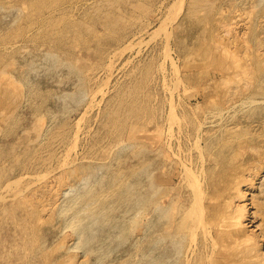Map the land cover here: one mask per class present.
Instances as JSON below:
<instances>
[{"label":"rangeland","instance_id":"rangeland-1","mask_svg":"<svg viewBox=\"0 0 264 264\" xmlns=\"http://www.w3.org/2000/svg\"><path fill=\"white\" fill-rule=\"evenodd\" d=\"M224 2L0 0V264H184L202 234L174 226L191 171L211 233L244 204L238 234L264 253V0ZM228 49L239 67L223 62Z\"/></svg>","mask_w":264,"mask_h":264},{"label":"bare ground","instance_id":"bare-ground-1","mask_svg":"<svg viewBox=\"0 0 264 264\" xmlns=\"http://www.w3.org/2000/svg\"><path fill=\"white\" fill-rule=\"evenodd\" d=\"M215 1V0H214ZM230 1V0H229ZM233 0H231V2H232ZM250 1V0H249ZM200 1H198V3H199ZM207 2H208V0H207ZM222 2H224V0H222ZM225 2H226V0H225ZM224 2V3H225ZM237 2V1H236ZM246 2V1H245ZM253 2V1H252ZM259 3H261L260 1H258ZM195 3H196V1H195ZM195 3H194V5H195ZM209 3H210V1H209ZM234 3V2H233ZM250 3V2H249ZM182 4V3H181ZM193 4V3H192ZM201 4H202V1H201ZM204 4H208V3H206V2H204ZM222 4V3H221ZM235 4V3H234ZM239 4V3H238ZM238 4H235V5H237L238 6ZM243 4H245V3H243ZM243 4H241V5H243ZM3 5V4H2ZM211 5V4H210ZM209 5V6H210ZM213 5V4H212ZM219 5V4H218ZM230 5H232V4H230ZM235 5L233 6V7H235ZM247 5V4H246ZM249 5V4H248ZM252 5V4H251ZM171 6V5H170ZM188 6H191L192 7V5L190 4V5H188ZM197 6V5H196ZM195 6V7H196ZM200 7H202L201 5H199ZM208 6V5H207ZM208 6V7H209ZM258 6V5H257ZM256 6V8H258ZM263 6V5H262ZM4 7V6H3ZM203 7H205V6H203ZM213 8H214V5L212 6ZM232 7V8H233ZM247 7V6H246ZM254 7V6H253ZM180 8V7H179ZM183 8V7H182ZM199 8V7H198ZM197 8V9H198ZM207 8V7H206ZM211 8V6L209 7V9ZM242 8H243V6H242ZM196 9V10H197ZM200 9V8H199ZM208 9V8H207ZM207 9L205 10V11H207ZM218 9V8H217ZM229 9H231V8H229ZM237 9V8H236ZM261 9V8H260ZM264 9V8H263ZM178 10V9H177ZM211 10V9H210ZM215 10V9H214ZM239 10V9H238ZM254 10V9H253ZM257 10V9H256ZM175 11V10H174ZM186 11H189V10H186ZM194 12L195 10H194V7H192V9H190V11L189 12ZM204 11V12H205ZM209 11V10H208ZM217 11V10H216ZM219 11V10H218ZM223 11V10H222ZM227 11V10H226ZM257 11H259V10H257ZM197 13H198V11H196ZM195 12V13H196ZM200 12V11H199ZM203 12V13H204ZM210 12V11H209ZM208 12V13H209ZM225 12V11H224ZM235 12V11H234ZM253 12H255V11H253ZM263 12V11H262ZM186 13V12H185ZM196 13V14H197ZM206 14V16H204L203 15V17H199L200 19H198V22H199V20L201 21V22H203L204 20H207V17H208V15H207V12H205ZM219 13H221V9H220V11H219ZM226 13V12H225ZM225 13H222V14H225ZM228 13V12H227ZM260 13V12H259ZM258 13V14H259ZM264 13V12H263ZM191 14H194V13H191ZM221 14V15H222ZM237 14V13H236ZM255 14V13H254ZM261 14V13H260ZM220 15V16H221ZM226 15V14H225ZM225 15H224V17H225ZM240 15V14H239ZM245 15V14H244ZM264 15V14H263ZM189 16V15H188ZM190 16H192V15H190ZM219 16V17H220ZM246 16V15H245ZM243 17V16H242ZM248 17V16H247ZM165 18V17H164ZM211 18V17H210ZM213 18V17H212ZM223 17L221 16V19H222ZM235 18V17H234ZM233 18V19H234ZM239 18V17H238ZM209 19V18H208ZM228 20V19H227ZM243 20V19H242ZM173 21V20H172ZM185 21V20H184ZM222 21V20H221ZM194 22V21H193ZM197 22V21H196ZM195 22V23H196ZM197 22V23H198ZM201 22H199V23H201ZM233 22V21H232ZM210 23V22H209ZM218 23V22H217ZM220 23V22H219ZM235 23V22H234ZM223 24V23H222ZM221 24V25H222ZM231 24H233V23H228L227 24V22H225L223 25L227 28H225L224 27V29H225V31H228V26L229 25H231ZM252 24H253V22H252ZM263 24V23H262ZM163 26V25H162ZM168 26V25H167ZM178 26V25H177ZM180 26H181V24H180ZM253 26V25H252ZM264 26V25H263ZM166 27V26H165ZM188 27H190V26H188ZM256 27V26H255ZM159 28V27H158ZM191 28V27H190ZM207 28V27H206ZM213 28V27H212ZM222 28H223V26H222ZM245 28V27H244ZM251 28V27H250ZM160 29V28H159ZM158 29V30H159ZM214 29V28H213ZM221 29V28H220ZM231 29V28H230ZM233 29V28H232ZM248 30H249V27H248ZM205 31V30H204ZM257 31V30H256ZM1 32V31H0ZM207 32H208V30H207ZM206 31H205V33L206 34H208V33H210V32H208L207 33ZM230 32V31H229ZM237 32V31H236ZM248 32V31H247ZM152 33V32H151ZM204 33V34H205ZM244 33H246V32H244ZM256 33V32H255ZM257 34V33H256ZM211 35V34H210ZM212 35H214V34H212ZM251 35V34H250ZM261 35V34H260ZM158 36V35H157ZM218 36H219V34H218ZM218 36H217V38H218ZM245 37H246V34L244 35ZM167 37V36H166ZM196 37V36H195ZM240 37V36H239ZM249 37V36H248ZM260 37V36H259ZM216 38V37H215ZM222 38V37H221ZM232 39H233V37H231ZM242 38V37H241ZM240 38V39H241ZM250 38V37H249ZM205 39H207V38H205ZM219 39V38H218ZM232 39H231V41H232ZM239 39V38H238ZM194 39H192V41H193ZM199 40H201L200 39V37H199ZM199 40H197L196 42L198 43L199 42ZM212 40H214V38L212 39ZM212 40H211V42H212ZM168 41V40H167ZM195 41V40H194ZM194 41H193V43H194ZM205 41V40H204ZM208 41V40H207ZM216 41H218L219 42V40H216ZM240 41V40H239ZM169 42V41H168ZM196 42L194 43V44H196ZM206 42V41H205ZM225 42V41H224ZM235 42V41H234ZM254 42V41H253ZM260 42V41H259ZM192 43V42H191ZM203 43V42H202ZM219 43H221V41L219 42ZM218 43V44H219ZM231 43V42H230ZM244 43H245V41H244ZM243 42H242V44H244ZM212 44V43H211ZM215 44V43H214ZM247 43H245V45H246ZM249 44V43H248ZM251 44V43H250ZM240 45V44H239ZM244 45V46H245ZM164 46H165V44H164ZM168 46V45H167ZM192 46H194L193 44H192ZM215 46H217V43H216V45ZM225 46V45H224ZM230 46V45H229ZM169 47V46H168ZM228 47V46H227ZM227 47H226V49H227ZM165 48V47H164ZM185 48V47H184ZM190 48V50H191V46L189 47ZM193 48H195V47H193ZM221 48V47H220ZM233 48H235L234 46H233ZM196 49V48H195ZM194 49V50H195ZM189 50V51H190ZM214 50V49H213ZM230 49H228L227 50V52L225 53V55L223 56V62H225V64L227 63L228 65H231V67L233 66H235V67H239L240 65H238V61H236V59H237V57L238 56H235V58L236 59H234V56L232 57L231 55L233 54L234 55V53H232L231 52V54L229 53L230 51H229ZM244 50H246V49H244ZM255 50V49H254ZM165 51V50H164ZM215 51V50H214ZM223 51V50H222ZM229 51V52H228ZM232 51V50H231ZM251 51V50H250ZM249 51V52H250ZM29 52V51H28ZM221 52V51H220ZM244 52V51H243ZM248 52V51H247ZM256 52V51H255ZM260 52V51H259ZM258 52V53H259ZM47 53V52H46ZM211 53V52H210ZM216 53H217V51H216ZM222 53H224V52H222ZM264 53V52H263ZM219 54V53H218ZM218 54H217V56H218ZM170 55V54H169ZM209 55V54H208ZM216 56V55H215ZM204 57V56H203ZM210 57V56H209ZM25 58V57H24ZM241 58V57H240ZM240 58L239 59H237V60H239V62H240ZM255 58V57H254ZM263 58V57H262ZM12 59V58H11ZM213 59V58H212ZM222 59V58H221ZM256 59V58H255ZM6 60V59H5ZM26 60V59H25ZM204 60H205V58H204ZM1 61H3V60H1ZM217 61V60H216ZM174 62V61H173ZM205 62V61H204ZM214 62V61H213ZM247 62V61H246ZM248 63H249V61H248ZM264 63V62H263ZM56 64V63H55ZM54 64V65H55ZM165 64V63H164ZM193 64V63H192ZM245 64H247V63H245ZM256 64H257V62H256ZM261 64V63H260ZM15 65V64H14ZM59 65V64H58ZM63 65V64H62ZM214 65V64H213ZM57 66V65H56ZM161 66V65H160ZM189 66H191V65H189ZM195 66V65H194ZM197 66V65H196ZM200 66V65H199ZM227 66V65H226ZM254 66V65H253ZM260 66V65H259ZM261 66H263V64L261 65ZM260 66V67H261ZM56 68V67H55ZM178 68V67H177ZM228 68V67H227ZM227 68H225L224 67V69H227ZM243 68H245V67H243ZM257 68H258V66H257ZM35 69V68H34ZM160 69H161V67H160ZM260 69V68H259ZM2 70V69H1ZM16 70V69H15ZM176 70V69H175ZM230 70V69H229ZM228 70V71H229ZM238 70V69H237ZM240 70H242L241 72H243V71H245V69L243 70L242 68L241 69H239V71ZM247 70H249V69H247ZM35 71V70H34ZM252 71V70H251ZM3 72V71H2ZM230 72V71H229ZM240 72V73H241ZM178 73V72H177ZM255 73V72H254ZM259 73V72H258ZM4 74V73H3ZM68 74V73H67ZM260 74V73H259ZM263 74V73H262ZM237 75H238V73H237ZM240 75V74H239ZM243 75V74H242ZM251 75H253V74H251ZM12 76V75H11ZM214 76H215V74H214ZM226 76V75H225ZM224 77V76H223ZM233 77V76H232ZM239 77V76H238ZM176 78H177V76H176ZM214 78V77H213ZM235 78H236V76H235ZM234 78V79H235ZM13 79V78H12ZM163 80V79H162ZM223 80V79H222ZM236 80H239V79H236ZM252 80V79H251ZM8 81V80H7ZM232 81V80H231ZM230 81V82H231ZM240 81V80H239ZM243 81V80H242ZM9 82V81H8ZM77 82H78V80H77ZM220 82H222L221 80H220ZM224 82V81H223ZM227 82V81H226ZM251 82V81H250ZM176 83V82H175ZM235 83V82H234ZM23 84V83H22ZM166 84V83H165ZM236 84H237V82H236ZM246 84V83H245ZM258 84V83H257ZM179 84H177V86H178ZM239 85V84H238ZM247 85V84H246ZM245 85V86H246ZM252 85V84H251ZM175 86V85H174ZM224 86V85H223ZM227 86V85H226ZM241 86V85H240ZM249 86V85H248ZM25 87V86H24ZM79 87H81V86H79ZM168 87V86H167ZM251 88H252V86H251ZM254 88V87H253ZM172 89H174V88H172ZM177 89V88H176ZM231 89V88H230ZM235 89V88H234ZM237 89V88H236ZM258 89V88H257ZM29 90V89H28ZM46 90V89H45ZM190 90V89H189ZM259 90V89H258ZM258 90H256V91H258ZM263 89H261V91H262ZM32 91V90H31ZM225 91V90H224ZM239 91V90H238ZM39 92H41L42 93V91H39ZM227 92H228V90H227ZM264 92V91H263ZM33 93V92H32ZM172 93V92H171ZM234 93V92H233ZM246 93V92H245ZM30 95H31V93H29ZM254 94H258V93H254ZM49 95H51V94H49ZM170 95H172V94H170ZM233 95V94H232ZM52 96V95H51ZM50 96V97H51ZM73 97V96H72ZM169 97H172V96H169ZM247 98V97H246ZM173 99V98H172ZM47 101V100H46ZM249 101H251V99L249 100ZM258 101V100H257ZM256 102V101H255ZM39 103V102H38ZM143 103V102H142ZM241 103V102H240ZM243 103V102H242ZM249 103V102H248ZM40 104V103H39ZM251 104H252V102H251ZM138 105V104H137ZM38 107H39V105H37ZM138 106H140V105H138ZM255 106V105H254ZM253 106V107H254ZM42 107V106H41ZM133 107V106H132ZM141 107V106H140ZM144 107V106H143ZM256 107V106H255ZM37 108V107H36ZM46 108V107H45ZM149 108V107H148ZM173 108H174V106H173ZM250 108V107H249ZM38 109V108H37ZM41 109V108H40ZM136 109H139V108H136ZM144 109V108H143ZM142 109V110H143ZM240 109V108H239ZM245 109V108H244ZM247 109V108H246ZM251 111H252V109H250ZM36 112L38 111V110H35ZM170 111H171V108H170ZM174 111V110H173ZM244 111V110H243ZM254 111V110H253ZM253 111H252V114H253ZM41 112V111H40ZM39 112V113H40ZM44 112V111H43ZM141 112V111H140ZM214 112V111H213ZM247 112H248V109H247ZM250 112V111H249ZM33 113V112H32ZM35 113V112H34ZM49 113V112H48ZM147 113V112H146ZM171 113V112H170ZM174 113H175V111H174ZM174 113H172V114H174ZM251 113V112H250ZM13 114V113H12ZM17 114V113H16ZM46 114V113H45ZM143 114V113H142ZM148 114H150V113H148ZM42 115H43V113H42ZM52 115H54V114H52ZM135 115H137V114H135ZM141 115V114H140ZM161 115V114H160ZM171 115V114H170ZM176 115V114H175ZM212 115V114H211ZM227 115H229V114H227ZM233 115V114H232ZM144 116H145V114H144ZM153 116V115H152ZM152 116H150V117H152ZM213 116V115H212ZM219 116V115H218ZM234 116V115H233ZM41 117V116H40ZM48 117V116H47ZM135 117V116H134ZM147 117V116H146ZM171 116H169L168 117V122L170 121V118ZM175 116H173V118H174ZM177 117V116H176ZM227 117V116H226ZM247 117V116H246ZM259 117V116H258ZM263 117V116H262ZM12 118V117H11ZM137 118H139V116L137 117ZM148 118V117H147ZM155 118V117H154ZM158 118V117H157ZM178 118V117H177ZM163 119V118H162ZM224 119V118H223ZM264 119V118H263ZM147 120V119H146ZM149 120H151V119H149ZM173 120V119H172ZM172 120H171V122L170 123H173L172 122ZM7 121V120H6ZM10 121V120H9ZM143 121V120H142ZM159 121V120H158ZM178 121V120H177ZM258 121V120H257ZM263 121V120H262ZM18 122V121H17ZM156 122V121H155ZM164 122H165V120H164ZM179 122V121H178ZM204 122V121H203ZM261 122V121H260ZM13 123V122H12ZM141 123V122H140ZM145 123V122H144ZM148 123V122H147ZM182 123V122H181ZM263 123H264V121H263ZM20 124V123H19ZM138 124H139V122H138ZM150 124V123H149ZM165 124V123H164ZM211 124V123H210ZM213 124V123H212ZM220 124V123H219ZM261 124V123H260ZM21 125V124H20ZM141 125V124H140ZM169 125V124H168ZM182 125V124H181ZM199 125V124H198ZM201 125V124H200ZM8 126V125H7ZM177 126V125H176ZM211 126V125H210ZM145 127V126H144ZM147 127V126H146ZM170 127V126H169ZM171 127H172V124H171ZM170 127V128H171ZM212 127V126H211ZM50 128V127H49ZM170 128H169V130H170ZM199 128H200V126H199ZM215 128V127H214ZM144 129V128H143ZM172 129V128H171ZM236 129V128H235ZM248 129V128H247ZM246 129V130H247ZM261 129V128H260ZM160 130V129H159ZM213 130V129H212ZM211 130V131H212ZM219 130V129H218ZM176 131V130H175ZM196 131V130H195ZM239 131H241V130H239ZM261 131H262V129H261ZM4 132V131H3ZM6 132V131H5ZM8 132V131H7ZM12 132V131H11ZM140 132V131H139ZM193 132V131H192ZM214 132V131H213ZM217 132V131H216ZM246 132V131H245ZM248 132V131H247ZM256 132V131H255ZM141 133V132H140ZM169 133V132H168ZM171 133V132H170ZM189 133V132H188ZM237 133V132H236ZM198 134V133H197ZM216 134V133H215ZM238 134V133H237ZM211 135V134H210ZM217 135V134H216ZM239 135V134H238ZM258 135V134H257ZM5 136V135H4ZM140 136H142V135H140ZM188 136V135H187ZM190 136V135H189ZM213 136V135H212ZM149 137V136H148ZM171 137V136H170ZM173 137V136H172ZM197 137V136H196ZM195 137V138H196ZM221 137V136H220ZM228 137V136H227ZM236 137V136H235ZM255 137V136H254ZM178 138V137H177ZM262 138V137H261ZM116 139V138H115ZM151 139V138H150ZM217 138H215V140H216ZM221 139V138H220ZM237 139V138H236ZM142 140V139H141ZM166 140V139H165ZM115 141V140H114ZM205 141V140H204ZM214 141V140H213ZM33 142V141H32ZM183 142V141H182ZM196 142V141H195ZM194 142V143H195ZM210 142V141H209ZM120 143H122V142H120ZM143 143V142H142ZM180 143V142H179ZM178 143V144H179ZM189 143V142H188ZM205 143V142H204ZM238 143V142H237ZM196 144H198V142L196 143ZM210 144V143H209ZM221 144V143H220ZM223 144V143H222ZM225 144V143H224ZM120 145V144H119ZM125 145V144H124ZM208 145V144H207ZM206 145V146H207ZM39 146V145H38ZM169 146H170V143H169ZM210 146V145H209ZM168 147V146H167ZM195 147V146H194ZM208 147V146H207ZM211 147V146H210ZM250 147V146H249ZM117 148V147H116ZM122 148V147H121ZM205 148V147H204ZM203 148V149H204ZM227 148V147H226ZM229 148V147H228ZM230 148H232L231 146H230ZM261 148V147H260ZM112 149V148H111ZM154 149V148H153ZM167 149V148H166ZM35 150V149H34ZM197 150V149H196ZM205 150V149H204ZM115 151H118L117 149L115 150ZM141 151V150H140ZM158 151V150H157ZM200 151V150H199ZM216 151H218V150H216ZM107 152V151H106ZM184 152V151H183ZM28 153V152H27ZM32 153V152H31ZM199 153V152H198ZM220 153V152H219ZM222 153V152H221ZM110 154V153H109ZM181 154V153H180ZM226 154H228V152L226 153ZM28 155V154H27ZM223 155V154H222ZM224 155H225V153H224ZM26 156V155H25ZM176 156V155H175ZM189 156V155H188ZM146 157V156H145ZM201 157V156H200ZM212 157V156H211ZM218 157V156H217ZM67 158V157H66ZM116 158H117V156H116ZM178 158H180V157H178ZM183 158V157H182ZM27 160V159H26ZM185 160V159H184ZM193 160V159H192ZM178 161V160H177ZM179 161H180V159H179ZM184 162H186V161H184ZM216 162V161H215ZM19 163V162H18ZM136 163V162H135ZM162 163H163V161H162ZM212 163V162H211ZM145 164V163H144ZM143 164V165H144ZM178 164V163H177ZM197 164V163H196ZM213 164V163H212ZM182 166V165H181ZM211 166V165H210ZM220 166V165H219ZM222 166V165H221ZM145 167V166H144ZM147 167V166H146ZM185 167V166H184ZM184 167H183V169H184ZM14 168V167H13ZM17 168H19V167H17ZM187 168V167H186ZM185 168V169H186ZM201 168V167H200ZM211 168H212V166H211ZM105 169H107V168H105ZM121 169V168H120ZM131 169V168H130ZM142 169V168H141ZM188 169H190V167L188 168ZM191 170V169H190ZM189 170V171H190ZM208 170V169H207ZM211 170V169H210ZM123 171V170H122ZM139 171V170H138ZM146 171V170H145ZM186 171V170H185ZM188 171V170H187ZM12 172V171H11ZM66 172V171H65ZM75 172V171H74ZM121 172V171H120ZM140 172H141V170H140ZM192 172V171H191ZM191 172H189L190 173V176H188V177H190L189 178V185L188 186H190V187H192L191 189L193 190V192L191 191V194H190V198H188V199H190V208L188 207V208H186V207H184L182 210H180L179 211V215H180V217H179V221H178V223H176L177 221H175V225L174 226H176L177 224V226L178 227H180V228H186L187 230H188V228H189V230H195L196 228L199 230V228H200V232L202 233L201 235H200V237L194 242V244H192L191 246H190V249H188L189 250V256H188V258H186L185 259V261H184V264H264V253H262V252H259V250L257 249V242L255 241V240H252V239H250V238H252V237H248V236H246L245 234H243V235H241V236H239V234H238V231H242V230H244V226H243V219H242V217H243V214H242V211H245V210H243V208H245V207H243L244 206V204L242 205H238L239 206V209L237 208L236 210L237 211H235L234 213L232 212V213H229V216H228V219H227V223H226V227L225 228H218V229H216V231H214L213 233H211V230H210V228H209V224H208V222L206 221V215H205V212H204V208H203V205H201L202 203H201V200H202V193H201V189H200V187L201 186H203V185H200V183L199 182H197L196 180L200 177H198L197 179L194 177V175L193 176H191V174H193V173H191ZM206 172V171H205ZM204 172V173H205ZM188 173V172H187ZM136 174V173H135ZM149 174V173H148ZM151 174V173H150ZM118 175V174H117ZM120 175V174H119ZM186 175V174H185ZM264 175V174H263ZM71 176V175H70ZM115 176H116V173H115ZM150 176V175H149ZM156 176V175H155ZM205 176V175H204ZM109 177V176H108ZM107 177V178H108ZM112 177V176H111ZM113 177H114V175H113ZM121 177V176H120ZM186 177V176H185ZM244 177V176H243ZM137 178V177H136ZM139 178V177H138ZM155 178V177H154ZM154 178H152V179H154ZM158 180H163L164 178H163V176L160 174V175H158ZM187 178V177H186ZM202 178H203V176H202ZM247 178H249V177H247ZM16 180H17V178H16ZM124 180V179H123ZM122 180V181H123ZM140 180V179H139ZM157 180V179H156ZM185 180V179H184ZM75 181V180H74ZM106 181H107V179H106ZM113 181V180H112ZM116 181V180H115ZM114 181V182H115ZM118 181V180H117ZM133 181H135V180H133ZM151 181V180H150ZM198 181H199V179H198ZM15 182V181H14ZM13 182V183H14ZM19 182V181H18ZM121 181H119L118 183H120ZM125 182V181H124ZM137 182V181H136ZM140 182V181H139ZM152 182V181H151ZM185 182V181H184ZM248 182V181H247ZM16 183V182H15ZM117 183V184H118ZM122 183V182H121ZM120 183V184H121ZM127 183L128 182H126V185H124V186H127L128 187V185H129V183H128V185H127ZM171 183V182H170ZM122 184H124V183H122ZM154 184V183H153ZM203 184V183H202ZM6 185H8V184H6ZM104 185V184H103ZM111 185L113 186V184L111 183ZM132 185V184H131ZM130 185V186H131ZM162 184H160V187H158V189L156 188V190H158L159 192L158 193H161L162 191H163V187L161 186ZM100 186V185H99ZM106 186V185H105ZM152 186V185H151ZM182 186V185H181ZM236 186V185H235ZM76 187V186H75ZM91 187V186H90ZM111 187V186H110ZM109 187V188H110ZM122 187H123V185H122ZM132 187V186H131ZM153 187V186H152ZM113 188V187H112ZM118 188V187H117ZM165 188V187H164ZM239 188V187H238ZM107 190H109L108 188H106ZM111 189V188H110ZM120 189V188H119ZM124 189V188H123ZM182 189V188H181ZM91 190V189H90ZM121 190V189H120ZM188 190H190L189 188H188ZM12 191V190H11ZM94 191V190H93ZM100 191H102V190H100ZM100 191H99V193H100ZM110 191V190H109ZM115 191V190H114ZM113 191V192H114ZM116 191H118V190H116ZM122 191V190H121ZM120 191V192H121ZM126 192L127 190L125 189V190H123V192ZM137 191H139V190H137ZM167 191H169V190H167ZM181 191V190H180ZM87 192H88V190H87ZM96 192V191H95ZM98 192V191H97ZM97 192H96V194L95 195H90V196H92L91 197V200H94V201H96V200H98V202H96V203H99V199L101 198V196H99L98 194H97ZM102 192H104V191H102ZM125 192H124V194H125ZM163 192H165V191H163ZM240 192V191H239ZM21 193V192H20ZM92 193V192H91ZM106 193H108L107 191H106ZM117 192H114V193H111V195L112 194H116ZM157 193V192H156ZM189 193V192H188ZM206 193V192H205ZM241 193V192H240ZM87 194V193H86ZM89 194H90V192H89ZM92 194H94V193H92ZM120 194V197H117V195L114 197V199L115 198H121V196H122V194L121 193H119ZM123 194V195H124ZM141 194V193H140ZM179 194V193H178ZM101 195H102V193H101ZM108 195V194H107ZM107 195H105L106 196V198L108 199L109 197H107ZM131 195V194H130ZM158 195V194H157ZM163 195V194H162ZM242 195V194H241ZM105 196H103L104 197V200H106V198H105ZM110 196V195H109ZM119 196V195H118ZM125 196V195H124ZM123 196V197H124ZM128 196V195H127ZM161 196V195H160ZM165 196V195H164ZM78 197V196H77ZM111 198H112V196H110ZM129 197V196H128ZM138 198H139V195L137 196ZM142 197H143V195H142ZM152 197V196H151ZM156 197V196H155ZM158 197V196H157ZM88 198V197H87ZM125 198H127V197H124V199ZM144 198V197H143ZM72 199V198H71ZM110 199V198H109ZM113 199V200H114ZM132 199V198H131ZM152 199V198H151ZM170 199V198H169ZM205 199V198H204ZM88 200V199H87ZM102 200V199H101ZM101 200H100V202H101ZM116 200V199H115ZM118 200V199H117ZM123 200V199H122ZM141 200V199H140ZM236 200V199H235ZM81 201V200H80ZM107 201V200H106ZM109 201V200H108ZM119 201V200H118ZM133 201V200H132ZM144 201V200H143ZM147 201V200H146ZM153 201V200H152ZM151 201V202H152ZM171 201V200H170ZM204 201V200H203ZM233 201V200H232ZM231 201V202H232ZM73 202V201H72ZM71 202V203H72ZM90 202V201H89ZM116 202V201H115ZM114 202V203H115ZM122 202V201H121ZM145 202V201H144ZM148 202V201H147ZM176 202V201H175ZM187 202V201H186ZM189 202V201H188ZM93 203V202H92ZM108 203V202H107ZM113 203V202H112ZM117 203V202H116ZM125 203V202H124ZM139 203H141V202H139ZM149 203H150V201H149ZM153 203V202H152ZM177 203H178V201H177ZM242 203V202H241ZM76 204V203H75ZM95 204V202L93 203V205ZM105 204V203H104ZM121 204V203H120ZM134 204V203H133ZM168 204V203H167ZM235 204H236V202H235ZM82 205V204H81ZM86 205V204H85ZM90 205V204H89ZM96 205H98V204H96ZM95 205V206H96ZM100 205V204H99ZM98 205V206H99ZM113 205V204H112ZM119 205V204H118ZM140 205V204H139ZM169 205V204H168ZM173 205V204H172ZM172 205H171V208H167L166 206H165V208H167L166 209V211H168V209H173L172 208ZM72 206V205H71ZM70 206V207H71ZM74 206V205H73ZM111 206V205H110ZM155 206H156V204H155ZM154 206V207H155ZM157 206H159V207H161L160 205H157ZM156 206V208H159V207H157ZM170 206V205H169ZM78 207V206H77ZM88 207H90V206H88ZM91 207H92V205H91ZM102 207V206H101ZM127 207V206H126ZM144 207V206H143ZM163 207V206H162ZM162 207L160 208V209H162ZM173 207H175V203H174V205H173ZM179 207V206H178ZM73 208V207H72ZM85 208V207H84ZM93 208V207H92ZM95 208V207H94ZM103 208V207H102ZM102 208H100V209H102ZM107 208V207H106ZM106 208H104V209H106ZM155 208V209H156ZM60 209V208H59ZM111 209V208H110ZM114 209V208H113ZM122 209V208H121ZM136 209V208H135ZM143 209V208H142ZM153 209V208H152ZM160 209L158 210V211H160ZM180 209V208H179ZM65 210H68V209H65ZM93 210V209H92ZM95 210V209H94ZM163 210V209H162ZM173 210H175V209H173ZM96 211V210H95ZM102 211V210H101ZM101 211H99V212H101ZM137 211H140V210H137ZM142 211V210H141ZM156 211H157V209H156ZM164 211V210H163ZM163 211H161V212H163ZM171 211V210H170ZM169 211V212H170ZM80 212V211H79ZM84 212V211H83ZM89 212V211H88ZM90 212H93V211H91L90 210ZM127 212H129V211H127ZM126 212V213H127ZM168 212V213H169ZM175 212V211H174ZM173 212V213H174ZM248 212V211H247ZM62 213V212H61ZM84 213H86V211L84 212ZM103 213H104V211H103ZM106 214H107V212H105ZM120 213V212H119ZM139 213V212H138ZM137 213V214H138ZM165 213V212H164ZM164 214V215H166V217L164 216V218H167V216L169 215V214ZM218 213V211H216L215 213H214V215H212V220L216 217V215L215 214H217ZM31 214V213H30ZM70 214V213H69ZM98 211H97V216H98ZM123 214V213H122ZM136 214V215H137ZM156 214H159V216H160V218H163L162 217V213H156ZM155 214V215H156ZM160 214H162V215H160ZM178 214V213H177ZM60 215V214H59ZM100 215V214H99ZM143 215V214H142ZM146 215V214H145ZM150 215V214H149ZM33 216V215H32ZM65 216V215H64ZM84 216V215H83ZM94 216H96L95 215V212H94ZM123 216V215H122ZM71 217V216H70ZM100 217V216H99ZM119 217V216H118ZM117 217V218H118ZM137 217V216H136ZM147 217V216H146ZM172 217V216H171ZM30 218H31V215H30ZM105 218H106V216H105ZM117 218H115V219H117ZM159 218V219H160ZM173 218V217H172ZM51 219V218H50ZM65 219V218H64ZM68 219V218H67ZM73 219V218H72ZM91 219H93V218H91ZM107 219V218H106ZM122 219V218H121ZM124 219V218H123ZM169 219V217L166 219V220H168ZM79 220V219H78ZM77 220V221H78ZM81 220V219H80ZM99 220V219H98ZM133 220V219H132ZM137 220V218L136 219H134V221H136ZM161 220V219H160ZM160 220H158V222L160 221ZM71 221V220H70ZM77 221H76V223H77ZM91 221H93V220H91ZM253 221V220H252ZM99 222V221H98ZM152 222V221H151ZM168 222V221H167ZM67 223V222H66ZM72 223V222H71ZM70 223V224H71ZM76 223H74V224H76ZM136 223V222H135ZM146 223V222H145ZM148 223V222H147ZM156 223V222H155ZM79 224V223H78ZM108 224V223H107ZM117 224V223H116ZM121 224H123V223H121ZM33 225V224H32ZM31 225V226H32ZM137 225V224H136ZM152 225V224H151ZM173 225H172V227H173ZM35 226V225H34ZM63 226V225H62ZM75 226H77V225H75ZM82 226V225H81ZM160 225H158V227H159ZM25 227V226H24ZM155 227V226H154ZM222 227V226H221ZM26 228V227H25ZM24 228V229H25ZM32 228V227H31ZM81 228H83V226L81 227ZM90 228V227H89ZM89 228H87V229H89ZM107 228H108V226H107ZM112 228V227H111ZM115 228V227H114ZM137 228V227H136ZM170 228V227H169ZM169 228H167V229H169ZM241 228H243L242 230H241ZM257 228V227H256ZM137 229H139V228H137ZM141 229V228H140ZM159 229H161V228H159ZM197 229L195 230V231H197ZM83 230V229H82ZM120 230V229H119ZM135 230V229H134ZM174 230V229H173ZM173 230H172V232H173ZM178 230L180 231V229L178 228ZM177 230V232H179ZM186 230V231H187ZM202 230V231H201ZM125 231V230H124ZM127 232L129 231V227H128V229L126 230ZM125 231V232H126ZM143 231V230H142ZM162 231V230H161ZM169 231V230H168ZM185 231V232H186ZM258 231V230H257ZM108 232V231H107ZM126 232V233H127ZM158 232V231H157ZM167 232V231H166ZM171 232V231H170ZM175 232H176V230H175ZM106 233V232H105ZM116 233V232H115ZM154 233V232H153ZM159 233H161V232H159ZM174 233V232H173ZM180 233H181V231H180ZM186 233H190V234H192V231L191 232H186ZM194 233L195 232H193V235H192V237L193 236H196V235H194ZM197 233V232H196ZM36 234V233H35ZM38 234H40V233H38ZM124 234V233H123ZM168 234V233H167ZM179 234V233H178ZM89 235V234H88ZM119 235H121V234H119ZM157 235V234H156ZM162 235H164V234H162ZM173 235V234H172ZM171 235V236H172ZM36 236V235H35ZM91 236V235H90ZM105 236V235H104ZM122 236H124V235H122ZM127 236V235H126ZM150 236V235H149ZM167 236V235H166ZM165 236V237H166ZM187 236H188V234H187ZM22 237V236H21ZM25 237V236H24ZM117 237H119V236H117ZM157 237H159V236H157ZM170 238V236H167V238ZM184 237H185V235H184ZM184 237H182V239L184 238ZM95 238V237H94ZM101 238V237H100ZM116 238V237H115ZM126 238V237H125ZM146 238V237H145ZM161 238V237H160ZM174 238H175V236H174ZM227 238H231V244L229 245L228 243H227V241H226V239ZM38 239V238H37ZM109 239V238H108ZM149 239V238H148ZM162 239V238H161ZM163 239H165L164 237H163ZM162 239V240H163ZM171 240L173 239V238H170ZM169 239V240H170ZM178 239V238H177ZM176 239V240H177ZM209 239V240H208ZM24 240V239H23ZM99 240V239H98ZM113 240V239H112ZM158 240H160V239H158ZM170 240V241H171ZM175 240V241H176ZM218 240V241H217ZM13 241V240H12ZM38 241V240H37ZM42 241V240H41ZM120 241V240H119ZM125 241V240H124ZM152 241V240H151ZM174 240L172 241V242H175ZM182 241H184V240H182ZM181 241V239H180V241H178V242H182ZM192 241H193V239H192ZM261 241V240H260ZM13 242H15V241H13ZM30 242V241H29ZM39 242V241H38ZM102 242V241H101ZM118 241H116L115 243H117ZM121 242H122V240H121ZM120 242V243H121ZM145 242V241H144ZM143 242V243H144ZM157 242V241H156ZM189 242H190V240H189ZM217 242H219L220 243V248L222 247V248H226V250H227V252L224 250V253H226V256H224V258H222V260L221 259H219V258H217L218 257V255H217V253H218V251L217 252H215V244L217 243ZM34 243V242H33ZM154 243V242H153ZM159 243V242H158ZM184 243L185 242H183V244L182 245H184ZM39 244V243H38ZM138 244V243H137ZM173 244V243H172ZM178 245H179V243H177ZM64 245V244H63ZM156 245V244H155ZM15 246V245H14ZM75 246H76V244H75ZM92 246V245H91ZM121 246V245H120ZM217 246V245H216ZM36 247V246H35ZM88 247V246H87ZM154 247V246H153ZM177 247V246H176ZM175 247V248H176ZM185 247V246H184ZM188 247H189V245H188ZM230 247H239L240 248V250L238 251V253H234L233 251H232V248H230ZM37 248V247H36ZM114 248V247H113ZM138 248V247H137ZM177 248H179V247H177ZM219 248V247H218ZM35 249V248H34ZM118 249V248H117ZM180 249V248H179ZM217 249V248H216ZM134 250V249H133ZM151 250V249H150ZM181 250V249H180ZM185 250V249H184ZM220 250V249H219ZM90 251H91V249H90ZM101 251V250H100ZM110 251V250H109ZM112 251V250H111ZM114 251V250H113ZM175 252V251H174ZM93 253H95V251L93 252ZM178 253V252H177ZM216 253V254H215ZM28 254V253H27ZM131 254V253H130ZM137 254V253H136ZM147 254V253H146ZM89 255V254H88ZM141 255V254H140ZM178 255H180V254H178ZM186 255V254H185ZM216 255V257H214ZM24 256V255H23ZM101 256V255H100ZM104 256V255H103ZM128 256V255H127ZM136 256V255H135ZM222 256V257H223ZM25 257V256H24ZM29 257V256H28ZM129 257V256H128ZM131 257V256H130ZM161 257H162V255H161ZM160 257V258H161ZM59 258V257H58ZM159 258V257H158ZM66 259V258H65ZM85 259V258H84ZM146 259V258H145ZM78 260V259H77ZM124 260V259H123ZM150 260V259H149ZM96 261V260H95ZM155 261V264H156V260H154ZM218 261V262H217ZM179 262V261H178ZM15 263V262H14ZM86 263V262H85ZM125 263V262H124ZM141 263V262H140ZM151 263V262H150ZM158 263H159V260H158ZM160 263H162V262H160ZM68 264V263H67ZM83 264V263H82ZM175 264V263H174ZM181 264H182V262H181Z\"/></svg>","mask_w":264,"mask_h":264}]
</instances>
